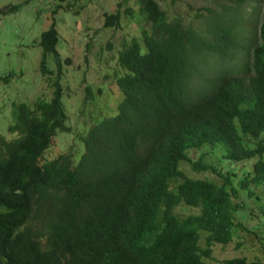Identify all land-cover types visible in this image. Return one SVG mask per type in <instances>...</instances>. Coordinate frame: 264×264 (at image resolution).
I'll return each instance as SVG.
<instances>
[{
	"label": "trees",
	"instance_id": "trees-1",
	"mask_svg": "<svg viewBox=\"0 0 264 264\" xmlns=\"http://www.w3.org/2000/svg\"><path fill=\"white\" fill-rule=\"evenodd\" d=\"M135 1L147 25L140 39L132 36L117 51L121 70L113 76L121 98L112 114L75 131L64 151L43 155L56 131H70L57 57L50 97L12 104L11 136L0 133V264H204L212 242L231 239L239 225L233 210L242 204L232 202L236 190L227 175L221 182L184 175L180 161L194 170L208 167L186 150L218 144L227 159L256 155L241 185L264 181V0H255L262 14L257 38L247 44L235 31L243 0L222 3L230 12H214L204 29L168 18L156 0ZM123 11L133 14L128 6ZM120 14L118 7L104 12L102 24L117 26ZM56 40L52 21L39 33L42 73ZM204 54H215L226 68L194 98ZM235 55H243L241 68L224 61ZM91 94L85 85L82 102ZM180 203L197 211L179 215ZM223 264L255 262L232 256Z\"/></svg>",
	"mask_w": 264,
	"mask_h": 264
},
{
	"label": "rangeland",
	"instance_id": "rangeland-1",
	"mask_svg": "<svg viewBox=\"0 0 264 264\" xmlns=\"http://www.w3.org/2000/svg\"><path fill=\"white\" fill-rule=\"evenodd\" d=\"M156 1L168 18L177 17L182 23L192 22L202 29L209 25L214 12H230L222 10V3H229V0ZM12 4L18 6L7 10ZM126 6L133 11L132 15L123 11ZM117 7L121 12L119 24L103 25V13L112 12ZM202 7H208L210 11H204ZM262 7L255 0H243L236 9L240 21L235 31L244 35L245 44L254 35L257 38ZM136 11L135 0H0V133L4 137L11 136L6 126L13 120V103H33L37 97H50V81L56 73L55 57L59 61L61 106L70 131H56L43 155L51 158L64 151L75 131H82L86 125L112 114L114 102L121 98L113 76L114 71L121 70L116 59L117 51L121 43L132 36L140 39L139 28L147 25ZM52 21L57 35L56 52L45 54L44 63L49 71L42 73L39 69V33ZM210 54H204L197 61L199 75L191 88L194 98L208 92L216 78L225 72L222 60ZM242 56L238 60L236 55L223 60L232 64L233 69H238L243 65ZM85 85L90 87L92 94L83 103ZM237 128L243 142L253 145L254 138ZM186 152L192 160L199 159L208 167L194 170L188 161H180L179 167L184 175L205 177L216 182H221L227 175L230 185L236 190V194L231 196L232 202L242 204L233 210L234 221H239V225L233 226L231 239L226 243L212 242L210 256L204 258V264H223L224 258L232 256H243L247 262L264 264V181L248 180L241 185L244 177L252 176L251 162L257 156L227 159L218 144L191 147ZM174 211L185 215L197 211V208L180 203ZM204 235L202 231L198 240L201 246H204Z\"/></svg>",
	"mask_w": 264,
	"mask_h": 264
},
{
	"label": "clouds",
	"instance_id": "clouds-1",
	"mask_svg": "<svg viewBox=\"0 0 264 264\" xmlns=\"http://www.w3.org/2000/svg\"><path fill=\"white\" fill-rule=\"evenodd\" d=\"M223 148V147H222ZM224 150V149H223Z\"/></svg>",
	"mask_w": 264,
	"mask_h": 264
}]
</instances>
